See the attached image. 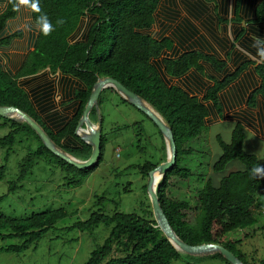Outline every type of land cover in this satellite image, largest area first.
Here are the masks:
<instances>
[{"label":"trees","instance_id":"trees-1","mask_svg":"<svg viewBox=\"0 0 264 264\" xmlns=\"http://www.w3.org/2000/svg\"><path fill=\"white\" fill-rule=\"evenodd\" d=\"M209 1L181 0L185 11L198 17H207L204 24L213 36H218L214 21L218 17V23L225 24L220 28L221 32H230L235 42L242 38L240 46L245 45L256 53L253 40L248 34L264 36V28L261 25H242L235 30L228 28L229 20L220 16V11L224 16L227 15L229 4L233 8L235 0H222L220 10L217 5H210ZM236 2V17L231 22L241 23L243 0ZM244 2L248 9L245 13L254 14L250 9L256 0ZM38 3L39 11L30 7L34 20L42 28V18L46 16L54 31L45 36L40 28L34 50L29 53L17 74L11 73L0 61V105L24 110L42 125L60 147L72 156L85 160L90 157L92 146L76 134V128L93 87L99 77L111 76L119 80L145 99L174 132L178 149L177 163L160 180L157 193L176 233L188 244L219 243L234 252L245 264H264V258L253 262L247 260L238 248L239 240L225 239L226 234L232 230H243L264 220V188L261 193L258 192L264 179L254 178L251 174L253 167L264 165V157L260 158L245 150L246 133L242 117H229L236 120L229 142L222 135H217L221 152L212 168L222 176L218 178L208 173L209 149L208 160L200 164L197 162L199 171L194 169L191 159L194 154L202 153L198 143L205 137L208 124L213 118H226L225 109L227 106L232 107L234 99L235 103L241 102L250 88L254 89L248 96L249 105H255L259 96L264 99V60L257 63L244 60V55L238 54L236 67L232 70L227 60L196 51L191 48L194 47L193 44L180 53L174 40L166 35L171 28L170 22L163 23L158 32H153L154 26L160 24V18L168 21L177 18L180 14L175 8L177 0H38ZM17 5L18 0H8L6 9L3 12L0 9V36L7 21L16 16ZM258 5L256 16L264 21V0ZM212 9H216V16L207 14ZM88 14L91 18L87 33L80 40L72 41L83 17ZM198 32L192 22H186L177 27L175 38L184 47ZM20 34L21 32H17L1 37L0 44H7L13 36ZM201 42L205 47V39H200L195 44ZM203 62L209 63L218 74H209ZM250 66V71L242 77V73ZM46 68H50L53 73L60 71L64 75L66 96H72L76 104L69 117L53 112L46 119L48 123L40 116L30 94L18 81L20 76L34 75ZM193 69L195 74L179 81ZM45 88L42 95L34 94V98L41 103V111L52 107L54 85L49 82ZM226 88L230 89L227 94L224 91ZM122 100L131 104L124 98ZM104 101L106 98L102 92L99 106ZM90 115L96 116L98 121L96 108ZM0 119L4 120L0 123V128L10 125L8 134L0 138V147L7 148L5 163L0 165V180L5 178L10 153L21 134L32 131L40 141L38 148L28 152L20 162L19 175L10 182L9 192H15L21 187V182L39 160L55 161L66 174L65 178L70 186L78 185L81 179L93 173L103 161L107 142L104 133L100 163L95 167L79 169L48 149L27 122L1 116ZM102 119L104 122V118ZM159 132L165 144L163 134L160 130ZM200 148L203 149V146ZM234 161L240 162L242 168L225 174L228 165ZM160 162L145 161L134 166L144 177H149V171ZM195 175L203 183L192 200L183 194L182 186ZM147 185L148 182L144 185L146 191ZM6 197L7 194L2 195L0 202ZM95 205L98 208L87 219H79L66 227L68 230L93 233L104 226L108 231L104 242L91 251L89 258L77 264H176L182 257L181 251L166 238L158 226L150 203L140 202V210L126 212L119 208V202L98 196ZM68 215L66 207L33 212L25 217H13L0 212V242L6 243L0 245V253L20 254L30 248L37 249L44 235L56 228L58 221ZM211 256L222 259L225 264H232L219 252Z\"/></svg>","mask_w":264,"mask_h":264},{"label":"rangeland","instance_id":"rangeland-1","mask_svg":"<svg viewBox=\"0 0 264 264\" xmlns=\"http://www.w3.org/2000/svg\"><path fill=\"white\" fill-rule=\"evenodd\" d=\"M177 2L175 8L181 13L176 23L187 13L181 0ZM209 4L212 5L211 1ZM27 15L26 5H20V14L15 23H22ZM160 27V24L154 26L153 32H158ZM168 34L169 32L166 35ZM17 46L22 48L24 43L20 42ZM18 61V59H13L14 63ZM103 96L106 101L99 106L97 115L104 118L103 133L107 137L103 161L93 173L81 179L76 186L68 184L66 174L60 170L55 161L39 160L27 178L21 182V187L15 192H9L10 182L19 175L20 162L28 152L40 145L39 139L32 131L23 133L17 138L16 145L10 153L5 178L0 180V197L7 194V197L0 202V212L13 217H25L33 212L66 207L69 215L58 221L56 228H52L44 235L37 249L30 248L20 254L2 252L0 253V264H77L85 262L91 251L104 242L108 231L103 228L104 226L93 233L82 232L78 229L68 230L66 227L79 219H87L91 212L98 208L95 205L98 196H105L119 202V208L126 212L134 209L140 210V202L150 203L152 207L148 190L144 189L149 177H144L134 165L145 161L164 162V159L168 158L166 142L164 144L156 124L138 108L124 103L115 89L111 87L104 89ZM91 120L97 125L96 116L92 115ZM3 121L0 119V123ZM216 122L217 120L213 118V121L208 124L204 140L198 143L202 153L194 154V158L191 157V159L194 162V169L199 171L200 168L196 165L208 160L209 149L211 153L208 173L219 177L220 174H216L212 168L213 162L221 152L217 135H222L223 139L229 142L235 123L225 121L218 124ZM82 128L86 130L87 126L84 125ZM9 131L10 125L1 127L0 138ZM202 146L203 149L200 148ZM245 149L247 152L257 154L260 158L264 157L263 142L251 134L246 138ZM6 152V147H0V165L5 163ZM237 163L229 164L226 172L238 168ZM202 183L195 175L183 184V194L193 200ZM263 188L264 183L260 185L258 192L261 193ZM225 239L239 240L238 248L250 262L264 258V220L249 227L248 230H232L226 234ZM1 244L6 243L0 242ZM181 253L182 257L175 262L176 264H225L222 259L212 257L214 253L201 255L183 251Z\"/></svg>","mask_w":264,"mask_h":264},{"label":"crops","instance_id":"crops-1","mask_svg":"<svg viewBox=\"0 0 264 264\" xmlns=\"http://www.w3.org/2000/svg\"><path fill=\"white\" fill-rule=\"evenodd\" d=\"M210 1L213 7L217 5L218 6L217 9L218 10L221 9L222 0H210ZM262 1L263 0H256L255 5L250 9L253 11L254 14L248 15L245 13V11L248 9H246L245 2L243 0L241 12H240V16L243 18L241 23L240 21L231 22V19L236 17V11H235V7L237 5L236 0L233 3V8H232V4L231 3L229 4L228 14L224 16L223 15L224 13L222 14V12L220 11V16H223L224 18L229 20V24L227 27L228 28L232 27L233 30L238 29L242 25L246 27L261 25L264 28V21L258 19V16H256V10H258L260 6L258 4L261 3ZM7 4H8V0H0V9L2 12L6 9ZM17 8H18V12L16 16L10 18L7 21L6 26L3 29L2 35L0 36L1 38L5 36L14 35L16 32H21L20 35L13 36L10 42H8L7 44H0V61L13 74H17L20 71L29 53L32 50H34L35 42L40 33V28H41L40 25L34 20L32 16L31 8L28 5H26V10L28 11L27 18L22 23L21 22L15 23V20L19 17L20 14V5H17ZM207 14L208 15L213 14L214 16H216V9L210 10L209 12H207ZM183 16L188 17L192 21V23L198 28L199 32L192 37L191 39L192 41L191 40L189 41L191 43L190 44L187 43L186 45H184V47L183 45H180V43L178 44V41L176 40L174 41L175 46L181 50L180 53H182L184 50H187L188 49L187 46L193 44L194 47L191 48H193L196 51H201L204 52L205 54L214 55L216 58L227 60L229 63V67L232 70H234L236 67L235 60L238 58L237 56L238 54L244 55L242 57V59L244 60H252L254 62L256 61L257 63H261L262 59L259 57L256 47H253L256 52L254 53L247 46L245 45L240 46L242 45V43L240 42L242 41V38L239 39L238 42H235L233 40V37L230 35V32L220 31V28L222 26L224 27L225 24L224 25L222 23L219 24L218 17H216V19L214 20L218 32V36L215 37L209 32V30L206 28V25L204 24L207 18L205 15L200 17H195L190 15L189 13H185ZM90 18H91L90 14L83 17L80 27L71 38L72 41L80 40L84 36V34L87 33L90 26ZM248 37L252 38L253 40L252 43H254V41L257 38H259L260 40H264V36H252V33H249ZM200 39H205L207 41L205 43L206 44L205 47H203L202 42L201 44H195ZM20 42L24 43V46L22 48H19L17 46ZM261 47H264V44H262ZM13 59H18L19 61L17 63H14ZM203 65L205 66L209 74L211 75L218 74L217 72L213 71L212 69L213 67L209 63L203 62ZM251 68L252 66L246 69L241 76L242 77L245 76L250 71ZM193 74H195L194 69L191 70L189 73H187V75H185L184 77H181L179 81H184L185 77L192 76ZM63 78L64 75L60 71L53 73L50 71V68H46L34 75L20 76L18 78L20 85L26 90V92L30 94L31 98L34 101L36 109L40 111L39 112L40 116L45 121L47 117L53 112H58L61 116L69 117L75 110L76 104L74 103L75 101L72 99V96H66ZM239 80L241 79L239 78ZM49 82H52V84L54 85V92L51 97L52 107L49 110L41 111V106H40L41 103H39L34 98V94L37 93L42 95V93L46 89L45 88L46 83ZM253 89L254 88H250L248 90L246 96L244 97V99H242L241 102L235 103V99H234V101H232L233 103L232 107L227 106L225 109L226 118L223 119L217 118L216 123L220 124L225 121H232L236 125V120L230 119L229 117L239 115L240 117H242V120L244 121L245 124V133H246L245 143L247 136L251 134V136H255L257 139L261 140L263 142V147H264V99L261 96H259L258 99L256 100L255 105L253 106L249 105L248 96L251 93V91H253ZM224 91L227 94L230 91V89L226 88ZM245 143H244V148H245ZM235 162L238 161H234L230 164H234ZM237 164L239 166H237L238 168H236L235 170L241 169L242 168L241 163L238 162ZM230 171L233 170H229L227 172L225 171V174L229 173ZM220 176L222 175L220 174L219 177ZM248 228L243 229V231L248 230Z\"/></svg>","mask_w":264,"mask_h":264},{"label":"water","instance_id":"water-1","mask_svg":"<svg viewBox=\"0 0 264 264\" xmlns=\"http://www.w3.org/2000/svg\"><path fill=\"white\" fill-rule=\"evenodd\" d=\"M111 87L115 89L118 94L127 100L131 105L138 108L145 113L158 127L165 138L168 158L166 161L160 163L154 169L149 171V181L147 190L152 202V209L154 217L158 226L162 230L166 238L178 249L183 252L201 255L209 253H221L232 264H245L234 252L219 243H202L198 245H191L185 242L176 233L172 227L157 193V187L160 180L165 177L167 171L175 166L177 163L178 149L172 127H170L164 119L156 112V110L140 95L127 88L122 82L111 77H99L95 83L89 101L83 111V115L79 120L76 128V134L80 136L85 142L92 146V153L89 158L82 160L69 154L65 149L60 147L49 135V133L40 125L34 118H32L24 110L15 106L0 105V116L14 121L27 122L39 135L44 145L54 152L59 157L65 159L72 165L79 169L95 167L100 163L102 157V139H103V119L98 117V123L95 125L90 114L94 108L99 111V99L104 89ZM86 125L87 129L83 130ZM160 170L161 175L158 179L155 178V173Z\"/></svg>","mask_w":264,"mask_h":264},{"label":"clouds","instance_id":"clouds-1","mask_svg":"<svg viewBox=\"0 0 264 264\" xmlns=\"http://www.w3.org/2000/svg\"><path fill=\"white\" fill-rule=\"evenodd\" d=\"M18 5H28L33 10L39 11V3L38 0H18ZM43 25L41 31L43 35L47 36L50 35L52 31H54V27L50 21L47 20V17H43ZM57 23H62V21H57ZM264 44V40H260L257 38L254 43L253 47L257 48L259 57L264 60V47L261 45ZM251 174L254 178H262L264 179V165H258L251 169Z\"/></svg>","mask_w":264,"mask_h":264},{"label":"flooded vegetation","instance_id":"flooded-vegetation-1","mask_svg":"<svg viewBox=\"0 0 264 264\" xmlns=\"http://www.w3.org/2000/svg\"><path fill=\"white\" fill-rule=\"evenodd\" d=\"M187 11V10H186ZM181 13V12H180ZM187 13H189L190 15L192 16H195V17H198V15H195L193 13H191L190 11H187ZM179 14V13H178ZM180 18V14L177 16L176 19L172 20V21H168V20H165V19H161L160 18V26L163 24V23H168L170 22L171 24V28L166 32V34L169 32V34L167 36L171 37L174 41H178L176 38H175V30L177 29V27L181 24H186V22H192L188 17H181V20L176 23V21ZM17 33V32H16ZM192 38H190L184 45H186L187 43H191L189 42ZM192 41V40H191ZM118 93V92H117ZM120 97V96H119Z\"/></svg>","mask_w":264,"mask_h":264},{"label":"bare ground","instance_id":"bare-ground-1","mask_svg":"<svg viewBox=\"0 0 264 264\" xmlns=\"http://www.w3.org/2000/svg\"><path fill=\"white\" fill-rule=\"evenodd\" d=\"M154 175H155V178L158 179L161 175V171L158 170Z\"/></svg>","mask_w":264,"mask_h":264}]
</instances>
